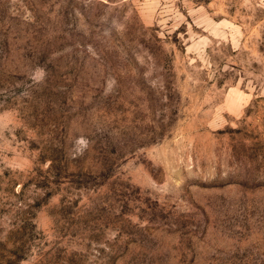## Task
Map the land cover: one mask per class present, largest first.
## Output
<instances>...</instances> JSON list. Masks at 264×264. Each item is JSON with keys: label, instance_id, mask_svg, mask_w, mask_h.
<instances>
[{"label": "rangeland", "instance_id": "obj_1", "mask_svg": "<svg viewBox=\"0 0 264 264\" xmlns=\"http://www.w3.org/2000/svg\"><path fill=\"white\" fill-rule=\"evenodd\" d=\"M0 264H264V0H0Z\"/></svg>", "mask_w": 264, "mask_h": 264}, {"label": "clouds", "instance_id": "obj_2", "mask_svg": "<svg viewBox=\"0 0 264 264\" xmlns=\"http://www.w3.org/2000/svg\"><path fill=\"white\" fill-rule=\"evenodd\" d=\"M79 143L84 147L87 146V142L85 140H80Z\"/></svg>", "mask_w": 264, "mask_h": 264}]
</instances>
